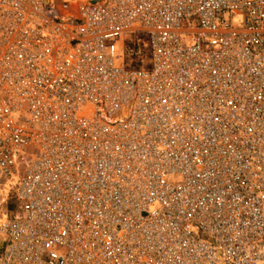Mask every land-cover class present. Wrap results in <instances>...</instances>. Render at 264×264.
<instances>
[{
	"label": "built area",
	"instance_id": "1",
	"mask_svg": "<svg viewBox=\"0 0 264 264\" xmlns=\"http://www.w3.org/2000/svg\"><path fill=\"white\" fill-rule=\"evenodd\" d=\"M0 264H264V0H0Z\"/></svg>",
	"mask_w": 264,
	"mask_h": 264
},
{
	"label": "bare ground",
	"instance_id": "2",
	"mask_svg": "<svg viewBox=\"0 0 264 264\" xmlns=\"http://www.w3.org/2000/svg\"><path fill=\"white\" fill-rule=\"evenodd\" d=\"M4 214H5V212L3 211L2 212V210L0 211V220L4 217Z\"/></svg>",
	"mask_w": 264,
	"mask_h": 264
},
{
	"label": "rangeland",
	"instance_id": "3",
	"mask_svg": "<svg viewBox=\"0 0 264 264\" xmlns=\"http://www.w3.org/2000/svg\"><path fill=\"white\" fill-rule=\"evenodd\" d=\"M0 193H1V191H0Z\"/></svg>",
	"mask_w": 264,
	"mask_h": 264
}]
</instances>
